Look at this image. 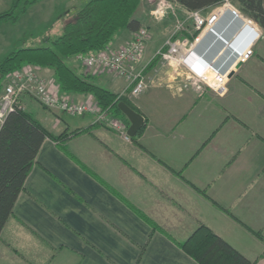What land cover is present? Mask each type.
<instances>
[{
	"label": "crops",
	"instance_id": "1",
	"mask_svg": "<svg viewBox=\"0 0 264 264\" xmlns=\"http://www.w3.org/2000/svg\"><path fill=\"white\" fill-rule=\"evenodd\" d=\"M89 1L40 0L30 9L38 8L43 24L56 23L61 31ZM2 2L7 0H0V8ZM154 2L147 0L145 6L142 0L135 15L151 34L147 66L176 19L186 20L190 13L176 3L173 24L167 17L156 20ZM225 3L202 11L204 17L221 12ZM143 7L151 9L150 17ZM235 12L224 8L212 28L237 50L252 51L246 61H238L213 34L199 47L202 58L232 74L226 96L210 90L199 94L193 87L180 90L160 60L147 71L145 89L129 97L145 118L144 132L132 144L90 115L69 122L59 110L24 100L26 112L45 129L68 138L62 144L43 143L0 236V264H198L178 243L200 225L255 264H264V242L244 227L264 232V30L256 24L258 36ZM186 28L181 37L199 33L191 21ZM133 36L120 33L110 50ZM41 73L56 81L53 71ZM95 78L115 94L126 86L114 76ZM70 97L79 102L87 96Z\"/></svg>",
	"mask_w": 264,
	"mask_h": 264
},
{
	"label": "trees",
	"instance_id": "2",
	"mask_svg": "<svg viewBox=\"0 0 264 264\" xmlns=\"http://www.w3.org/2000/svg\"><path fill=\"white\" fill-rule=\"evenodd\" d=\"M20 1L12 0L11 8L0 14V23L17 20L15 11ZM39 1L27 0L26 4L33 5ZM168 1L178 3L190 12L205 11L225 1L234 2L241 13L264 30V0ZM141 3L142 0H90L65 23L60 37L48 39V46L19 49L0 63V95L11 74L32 66L53 71L62 94L92 96L102 109H110L117 117H125L118 109L121 102L141 114L126 97L101 87L91 75L80 74L67 63L77 56L97 55L110 49L124 31L137 32L142 26L135 15ZM160 60L161 57L156 56L146 71L153 69ZM144 129L145 125L133 139L141 136ZM67 138L66 133L58 136L50 133L26 111L11 113L6 118L0 130V236L45 140L62 144ZM197 190L208 198L205 192ZM213 203L231 216L228 210ZM244 227L264 242L262 231ZM178 246L198 264H255L205 225H200Z\"/></svg>",
	"mask_w": 264,
	"mask_h": 264
},
{
	"label": "built area",
	"instance_id": "3",
	"mask_svg": "<svg viewBox=\"0 0 264 264\" xmlns=\"http://www.w3.org/2000/svg\"><path fill=\"white\" fill-rule=\"evenodd\" d=\"M224 8L235 10L230 1H226L222 10ZM169 12L176 17V3L158 0L152 16L156 20H161ZM221 12L205 18L202 11H195L190 12L186 20L177 19L175 29L158 51L157 56H160L173 71V82L180 83V90L193 87L197 92L210 90L219 97L227 94L230 73H223L214 64L208 62L203 65L199 58L193 56L195 45L210 31ZM236 12L237 17H241ZM187 21H191L195 30L199 32L193 39L180 35L187 31ZM245 23L254 33L260 35L257 25L252 20H246ZM149 41L148 29L141 27L128 44L115 50L108 49L97 55L77 56L75 61L83 67L86 75L95 77L107 74L126 81L130 87L127 90L132 96H136L146 87L143 75L147 68L145 52ZM233 51L238 55L240 62L246 61L252 54L250 50L240 52L234 49ZM40 71L39 68L27 66L9 76L7 85L0 95V130L11 113L26 111L24 99L30 98L48 110H59L72 117L90 115L94 117L96 124L120 133L126 141L131 140L127 134L128 126L126 127L110 109H102L92 96H87L79 102L74 101L70 95L61 93L56 81L44 78L40 75ZM132 85L135 86L131 88ZM120 96H124V93Z\"/></svg>",
	"mask_w": 264,
	"mask_h": 264
},
{
	"label": "rangeland",
	"instance_id": "4",
	"mask_svg": "<svg viewBox=\"0 0 264 264\" xmlns=\"http://www.w3.org/2000/svg\"><path fill=\"white\" fill-rule=\"evenodd\" d=\"M26 1L27 0H21L20 3L18 4L17 9L15 11V16L17 17V20L15 22L14 21H8V22H1L0 23V63L6 57H8L11 53H13V52H15V51H17L19 49H23V48H41V47L48 46L49 45V43H48V39L49 38L55 39V38L60 37L63 34L62 30H64V27H62V29L60 31V27H59V25H56V23H53L52 25L51 24H48V25L47 24H43L45 22H42L43 19L39 17V14H40L39 11L40 10H38V8H34L33 10H31L30 8H31L32 5H27ZM157 2H158V0H156V2H154L152 10H154L155 7H157ZM6 3H7L6 5H3V2L1 3L2 5H1V8H0V14L8 11L11 8L12 0H7ZM146 3H147V0H144V5L145 6H146ZM46 4H49V3H46ZM230 4L232 5V7L237 12L240 13L242 18H244L245 20H249V18L247 16H245L243 13H241V11H240L239 7L237 6V4H235L234 2H230ZM141 9H142L141 11H143L145 9L146 13L150 17V12H151L150 10L151 9H148L146 7L145 8L143 7ZM166 17H167L166 21L170 20V22L172 24L174 23V21H173L174 20V16L172 14H169ZM172 24H171V26H172ZM175 24H176V21H175ZM171 26L169 24V26H167V27H165V28H163L161 30V36L162 37H164L165 34L170 31ZM150 36H151V34H150ZM145 55H146V52H145ZM74 62L75 61H73V60H68L67 63L69 64V66H72L78 73L85 74L84 69L83 68L82 69L79 68L76 64H74ZM170 70H171V75H172L173 71H172L171 68H170ZM146 73H147V71L145 69L144 75H143L144 77L146 76ZM40 75L43 76L44 78H46V76H44L41 73V71H40ZM101 75H104V74H101ZM105 75H107V74H105ZM98 76H100V75H98ZM110 76H112V75H110ZM92 77L95 78L94 76H92ZM48 80H52V79L48 78ZM96 81H97V79L95 78V82ZM124 82H125L126 86L123 89V91L119 93V95L124 93L123 97H126L127 100L131 103L129 97H132V95L130 94L131 92L127 90L130 87H128V84L126 83V81H124ZM175 83L176 82H174L173 84H175ZM177 83L180 85L179 82H177ZM178 84H176V86ZM6 85H7V81H6L5 85H4V87ZM134 86L135 85H132L131 88L134 87ZM185 90H187V89H185ZM198 93L199 94H203L204 92L201 91V92H198ZM222 97H224V96H222ZM25 99H27V98H25ZM42 108H44V107H42ZM62 118H64L65 120H68L69 122L78 121V118H73L72 116H69L66 113H63ZM118 118H120L122 120V122H124L125 126L126 127L128 126V128H129L130 123H129V121H128V119L126 117L119 116ZM111 131H113V130H111ZM113 132H115V131H113ZM115 133L121 139H123V141H125L126 143L132 144L133 138H131L130 141H126V140H124L123 136L120 133H118V132H115Z\"/></svg>",
	"mask_w": 264,
	"mask_h": 264
},
{
	"label": "water",
	"instance_id": "5",
	"mask_svg": "<svg viewBox=\"0 0 264 264\" xmlns=\"http://www.w3.org/2000/svg\"><path fill=\"white\" fill-rule=\"evenodd\" d=\"M212 34L218 37L219 39L221 38L223 40V45L229 44L228 40L224 39L216 30H214ZM229 47H233V46H229ZM240 64L241 63H239L236 66V69L240 68L241 66ZM231 77H232V74L230 73L228 78H231ZM118 109L128 119L130 123V126L127 131L128 136L130 138H135L140 132V130L143 128V126L145 125L144 116L134 111L131 107H129L124 102L119 103Z\"/></svg>",
	"mask_w": 264,
	"mask_h": 264
},
{
	"label": "bare ground",
	"instance_id": "6",
	"mask_svg": "<svg viewBox=\"0 0 264 264\" xmlns=\"http://www.w3.org/2000/svg\"><path fill=\"white\" fill-rule=\"evenodd\" d=\"M237 13V12H236ZM238 14V13H237ZM237 16V15H236ZM240 17V16H239ZM238 17V18H239ZM246 26H247V24H246ZM215 29L214 28H211L210 29V31H208L201 39H200V41L195 45V47H194V50H193V56L194 57H196V58H199L201 61H202V63H203V65L205 64L206 65V63L208 62V61H206L204 58H202L201 56H200V52H201V50H200V46H201V41L203 40V38L206 36V35H208V34H212V32L214 31ZM224 39H226L225 37H223ZM220 41L221 42H223V40L220 38ZM229 46H233V44H232V41L231 42H229V44L227 45V47H229ZM198 48H199V50H198ZM229 48H231V49H236L234 46L233 47H229ZM198 51H197V50ZM241 52V51H240ZM206 61V62H205ZM240 61V60H239ZM209 63V62H208ZM213 65V64H212ZM215 65V64H214ZM217 68V67H216Z\"/></svg>",
	"mask_w": 264,
	"mask_h": 264
}]
</instances>
